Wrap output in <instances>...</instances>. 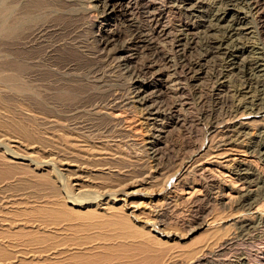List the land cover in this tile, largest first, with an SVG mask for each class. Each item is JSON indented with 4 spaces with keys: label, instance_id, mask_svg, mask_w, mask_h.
Returning <instances> with one entry per match:
<instances>
[{
    "label": "rangeland",
    "instance_id": "374dc122",
    "mask_svg": "<svg viewBox=\"0 0 264 264\" xmlns=\"http://www.w3.org/2000/svg\"><path fill=\"white\" fill-rule=\"evenodd\" d=\"M126 1L118 2L117 10L110 14L102 2L94 0H0V153L18 155L11 168L0 163V171L8 172V176L0 174V233L7 236L0 235V252L6 257H0V264L48 262L52 250L42 253L45 245L75 251L69 239L86 243L84 235L68 231L65 223L57 230L19 214L31 206L70 202L71 196L90 189L93 195V187L100 190L94 197L100 192L116 195L119 199L113 201L114 206H125L127 211H122L147 226L149 235L159 243H152L148 255L133 249L127 258L131 264H264V221L247 230H236L234 225L239 217V221L250 220L249 213L256 212V207L264 211V199L254 209L241 205L251 192L264 195V155L258 154L259 145H264V87L254 83L247 89L246 67L241 65L243 60L246 64L257 57L264 59V7L256 14L246 0H238L233 7L231 14H245L250 29L225 44L244 48L232 68L212 42L224 35L221 26L212 24L223 4L198 0L194 12L180 9L185 0L171 4L173 9L165 12L160 24L170 36L181 34L183 45L177 52L170 36L151 35L153 25L143 20L141 6L136 26L143 36H150L153 46L131 45L134 25ZM153 2L158 7L166 4ZM104 42L108 45L103 46ZM155 55L158 58L152 60ZM150 62L156 74L139 76L138 81L150 87L140 92L132 73L135 67ZM158 72L163 75L155 78ZM160 85L168 88L169 101L176 102L177 116L166 110ZM155 113L160 116L155 118ZM11 121L27 125L36 143L22 141L9 127ZM69 149L75 154L68 153ZM46 160L54 165L43 164ZM57 172L61 177L55 180ZM43 174L51 175L53 182L39 179ZM78 174L85 177L84 186L77 190L66 178ZM121 198H126L125 205ZM9 209L20 211L14 215ZM29 231L37 237L52 232L53 237L41 246L28 237H12ZM154 254L157 261L150 260Z\"/></svg>",
    "mask_w": 264,
    "mask_h": 264
},
{
    "label": "bare ground",
    "instance_id": "6f19581e",
    "mask_svg": "<svg viewBox=\"0 0 264 264\" xmlns=\"http://www.w3.org/2000/svg\"><path fill=\"white\" fill-rule=\"evenodd\" d=\"M8 1V0H7ZM22 1V0H21ZM93 1V0H92ZM95 2H102L100 4H103L102 8L106 11V13H114L116 10H117V6H118V2H121V1H125V0H94ZM117 1V2H116ZM154 0H127L126 1V10H129V15L132 16V19H131V23H133L134 27H133V30H132V33H131V37H130V44L134 47V48H137L141 43L144 44V47L146 48H152V42H151V39H150V36L148 35H142L140 29L136 26L138 25L137 23V18H135V16H137L138 14V9L139 7L141 6V8L144 9L143 11V15H142V18L144 21H147V22H151V25L152 26V29H151V35H158V34H162L164 36L169 37L170 36V33L168 31V29L164 26H162L160 23L161 19L163 18V16L165 15V12L168 11V10H171L173 9V7L171 6V4H173L176 0H161V1H164L166 2L165 5H163L162 7H158L156 6L157 3L156 2H153ZM156 1V0H155ZM217 1L218 3L220 4H223L225 7H223V10L221 12H217V14H214L216 15L215 17H213V26L215 28H217V26H220L224 29V35L215 39L213 38V43L216 47H213L214 49H218L220 50L221 49V52H222V55L225 56V59L227 60V64L228 66L227 67H232L234 68V66L236 65L237 66V63H239L237 61V58H236V55L237 54H242L244 52V48H242L241 46H239L238 44H234L233 46H228L226 44L227 40H231L232 38H234L235 36L239 35L238 33L242 32V31H247L250 29V27H248V20H247V16L245 14H239V15H236L234 16V14H231L232 11H233V7L236 5L237 1L238 0H215ZM247 3L251 6V11H254L255 14L256 12H259L261 13L263 11V2L262 4L258 1V0H246ZM263 1V0H262ZM2 2V1H1ZM4 2V1H3ZM2 2V3H3ZM201 2V1H200ZM19 3V2H18ZM199 1L198 0H185V2L180 6V9L184 7V9L186 10H191L193 11V9L195 8L196 4H198ZM9 6V5H8ZM11 7V6H10ZM3 8V7H2ZM18 8V7H16ZM176 8V7H175ZM235 8V7H234ZM14 8L12 7L11 10H13ZM4 10V9H3ZM15 10V9H14ZM9 11V9H8ZM174 11V10H173ZM184 11V10H183ZM10 12V11H9ZM8 12V13H9ZM186 12V11H185ZM194 12V11H193ZM168 13V12H167ZM170 13V11H169ZM172 13V12H171ZM4 14V13H3ZM10 14V13H9ZM12 14V13H11ZM125 14V13H124ZM142 14V13H140ZM181 14V13H180ZM186 14V13H184ZM134 15V17H133ZM191 15V14H190ZM10 16V15H8ZM4 17V15H3ZM11 17V16H10ZM179 17V16H178ZM187 17V16H186ZM140 20H141V17H139ZM5 20V19H4ZM139 20V19H138ZM139 20V21H140ZM143 21V22H144ZM130 23V22H129ZM137 23V24H136ZM184 25V24H183ZM264 25V24H263ZM261 25V29L264 28V26ZM210 26V25H209ZM189 26H188V23L186 25V30H189ZM213 28V27H212ZM221 28V29H222ZM170 30V29H169ZM208 30V29H207ZM184 31V30H183ZM222 31V30H221ZM183 34V33H182ZM151 36V37H152ZM263 36V39H264V32L262 34ZM171 37V41H172V44L174 46V49L179 52V50L181 49V45H183L181 42L182 40V36L181 34H178L177 36H170ZM185 37V36H184ZM194 37V36H193ZM166 40V39H165ZM5 41V40H4ZM7 41V39H6ZM105 41V40H104ZM234 41V40H233ZM100 42V40H99ZM170 42V41H169ZM234 43V42H233ZM210 44V43H209ZM8 45V44H7ZM6 45V46H7ZM108 43L104 42V45L103 46H107ZM188 45V44H187ZM224 45V46H223ZM211 46V45H210ZM14 48V47H13ZM17 49V48H15ZM212 49V48H211ZM144 50V49H143ZM10 51V50H9ZM142 51V50H141ZM213 51V50H212ZM214 52V51H213ZM216 52V51H215ZM220 52V51H219ZM7 53V52H6ZM120 53L121 54H124V51L120 50ZM181 53V52H180ZM211 53V52H210ZM156 54V53H155ZM167 55V54H166ZM12 56V55H11ZM136 56H137V53H134L133 55H131V59L136 60ZM151 56V54H150ZM160 56V55H159ZM259 56V55H258ZM10 57V56H8ZM123 57V55H122ZM155 58H158V55H155V56H152V60ZM168 57V56H167ZM242 57V56H241ZM13 58V57H12ZM11 58V59H12ZM10 59V58H9ZM8 59V60H9ZM10 59V61H11ZM162 59L166 60L163 56H162ZM170 59V58H168ZM246 59V58H245ZM180 60V59H179ZM225 61V60H223ZM245 60H243L242 62V66H245L246 69L243 71V75L246 77V88L248 89L250 86H252L254 83L257 85H261L264 87V78H262L261 76L263 75L264 73V59L261 57H257L254 61H250L247 62L246 64H244ZM166 63V62H165ZM201 64V63H200ZM244 64V65H243ZM168 65V64H167ZM183 65V64H182ZM224 65V64H223ZM240 65V66H241ZM241 66V67H242ZM239 67V66H238ZM160 68V67H158ZM199 68V67H198ZM243 68V67H242ZM161 69V68H160ZM192 69V68H191ZM226 69V68H225ZM224 69V70H225ZM230 69V68H229ZM228 69V71H229ZM238 69V68H237ZM227 70V69H226ZM235 70V69H234ZM190 71V70H188ZM223 72V71H222ZM226 72V71H225ZM232 72V71H230ZM260 74H257L259 73ZM155 73V70H154V67H153V64L150 62V64H145L144 66L141 65L139 67H135L134 70H133V82L138 85V87L140 88V92H145L149 87L148 83H142V82H139L138 79H139V76L141 75H154ZM159 74L156 75L155 78H159V76H162L163 74L158 72ZM164 73V72H163ZM166 73V72H165ZM156 74V73H155ZM257 74V75H256ZM240 76V75H239ZM250 76V77H248ZM145 77V76H144ZM264 77V76H263ZM149 78V77H148ZM162 78V77H161ZM175 78V76H174ZM192 79L194 78V76L191 77ZM190 78V79H191ZM141 80V79H140ZM171 80V79H170ZM244 80V79H243ZM142 81V80H141ZM144 81V80H143ZM245 81V80H244ZM164 82V81H163ZM161 83V82H160ZM167 84V82H166ZM244 84V83H243ZM219 85V84H218ZM179 89V88H178ZM218 89V88H217ZM243 89V88H242ZM252 89V88H251ZM256 89V88H255ZM264 89V88H263ZM262 89V90H263ZM177 90V89H176ZM147 92V91H146ZM149 92V91H148ZM168 88L165 86H161L160 85V96H162V101H163V104L164 106L166 107V110L169 111V113L173 112L174 113V110H176L177 105H175L176 102H172V101H169V99L167 98L168 94ZM264 92V91H263ZM145 94V93H144ZM262 94V93H261ZM152 97V96H151ZM254 97V96H253ZM144 103H148L147 99H143ZM258 102V101H257ZM161 111V110H160ZM253 111V110H252ZM179 112V111H178ZM152 113V112H151ZM162 114V113H161ZM175 114V113H174ZM167 115V114H166ZM176 115V114H175ZM155 118L160 116L159 113H155ZM177 116V115H176ZM179 116V115H178ZM11 119V118H10ZM17 119V118H16ZM231 119V118H230ZM178 120V119H177ZM188 120V119H187ZM13 121V120H12ZM8 122V125L9 127H12L14 130L13 131H17L16 133L19 134V136H21L24 140L22 141H25L27 142L28 144L31 145V143H36V139H35V136L29 131V129H26L25 126L27 125H21L19 124L18 122ZM47 121V120H45ZM232 121V119H231ZM28 122V121H27ZM180 122V121H179ZM222 122V121H221ZM22 123V122H21ZM47 123H49V121H47ZM233 123V122H232ZM55 124V122L53 123V125ZM57 124V123H56ZM47 125V124H46ZM35 128V127H34ZM226 128V127H225ZM149 129V128H148ZM228 129V128H227ZM232 129V128H231ZM37 130V129H36ZM38 131V130H37ZM40 131V130H39ZM44 131V129H43ZM232 131V130H231ZM229 132V131H228ZM45 133V132H44ZM48 133V132H47ZM221 133V132H220ZM47 135V134H46ZM40 136V135H38ZM42 137V136H41ZM50 137V136H49ZM20 138V137H19ZM45 138V137H43ZM222 138V137H221ZM46 139V138H45ZM18 140V139H17ZM50 142V141H49ZM22 143V142H21ZM47 144V142L45 143ZM50 144V143H49ZM48 144V145H49ZM37 145H39L37 143ZM53 145V143H52ZM51 145V146H52ZM62 145V143H61ZM64 145V143H63ZM25 147V146H24ZM53 147V146H52ZM71 149V147H69ZM96 148V147H95ZM4 149V148H3ZM54 149V147H53ZM70 152L68 153H72V154H75L74 151L70 150ZM97 149V148H96ZM31 150V148H30ZM6 150L4 149L3 152H5ZM35 151V150H34ZM33 151V152H34ZM258 151H260L258 154H262L264 155V145H259L258 147ZM7 152V151H6ZM5 152V153H6ZM32 153V152H31ZM35 153V152H34ZM51 152H49V155H50ZM67 153V154H68ZM82 153V151H81ZM4 154V153H3ZM0 153V163L2 164H7L8 165V168H11L12 165L11 163H14V159H16V156L18 157V155H16L15 153L12 155V157H9L7 155H3ZM8 154V153H7ZM82 155V154H81ZM23 156V155H22ZM25 156V155H24ZM154 156V155H153ZM28 157V156H27ZM60 157V156H59ZM89 157V156H88ZM26 157H24L22 160H26L25 159ZM31 158V157H30ZM30 158L28 160H30ZM56 158V157H55ZM19 159V160H21ZM27 160V161H28ZM60 161V159H58ZM32 159L30 161H28V164L29 162H31ZM45 161V160H44ZM34 162V161H33ZM48 161L46 160V162L42 163L47 165L49 164V162L47 163ZM64 162V161H63ZM72 162V161H70ZM77 162V161H76ZM83 162V161H82ZM184 162V161H183ZM185 162H188V161H185ZM190 162V161H189ZM188 162V163H189ZM243 162V161H242ZM10 163V164H8ZM41 163V164H42ZM61 163V162H60ZM37 164V163H35ZM39 164V163H38ZM53 164V163H52ZM52 164H49V165H52ZM75 164V163H74ZM43 165V166H45ZM54 165V164H53ZM76 165V164H75ZM83 164H81L82 166ZM20 166V165H19ZM24 166V165H23ZM22 166V167H23ZM77 166V165H76ZM99 167V165H97ZM185 166V165H184ZM188 166V165H187ZM4 167V165H3ZM3 167L1 170H3ZM28 167V166H27ZM5 168V167H4ZM39 168V167H38ZM44 168V167H43ZM59 168V167H58ZM67 168V167H66ZM76 168V167H75ZM191 168V167H189ZM6 169V168H5ZM20 169V167H19ZM32 169V168H31ZM82 169V168H81ZM183 169V168H182ZM186 169V168H185ZM50 170V169H49ZM55 170H58L56 168L53 169V171ZM98 170V169H97ZM105 170V169H104ZM8 171V169H7ZM26 171V170H25ZM36 171V170H35ZM86 171V170H84ZM91 171V170H90ZM99 171V170H98ZM12 172V170H11ZM64 172V171H63ZM70 172V171H69ZM77 172V171H76ZM102 172H103V169H102ZM181 172V171H179ZM188 172V171H187ZM8 172H5V170L2 172L0 171V174H6ZM29 173V172H27ZM42 173V172H41ZM80 173V172H78ZM88 173V172H87ZM94 173V172H93ZM96 173V172H95ZM108 173V172H107ZM40 174V173H39ZM38 174V175H39ZM50 174V173H49ZM55 174V173H54ZM66 174V173H65ZM69 174V173H68ZM91 174V173H90ZM87 175L88 176H90ZM182 174V172H181ZM8 176V174H6ZM11 175V174H10ZM32 175V173H31ZM36 175V173H35ZM71 175V174H70ZM81 175V174H80ZM78 174V176L75 175V177L72 178V176H69L66 178L72 185L73 187H75V189L78 190L79 187L81 186H84V179L83 177H85V175L82 177ZM100 175V174H99ZM103 175V173H102ZM185 175V174H184ZM6 176V177H7ZM34 176V175H33ZM92 176V175H91ZM90 176V178H91ZM108 176V175H107ZM179 176V175H178ZM56 177H61L60 176V173L57 172V174L55 175V180H56ZM9 178V177H8ZM35 178V177H34ZM39 179H42V181H45V182H51V178L52 176L48 175V174H43L42 176L40 175L38 177ZM97 178V177H95ZM189 178V177H188ZM4 179V178H3ZM7 179V178H6ZM59 179V178H57ZM93 179V178H91ZM100 179V178H99ZM107 179V178H106ZM94 180V179H93ZM37 181V180H36ZM60 181V180H59ZM3 182V181H1ZM53 182V181H52ZM75 182V183H73ZM83 182V183H82ZM62 183V181H61ZM53 184V183H51ZM60 184V183H59ZM63 184V183H62ZM81 184V185H80ZM88 184V183H87ZM86 184V185H87ZM103 184V183H102ZM101 184V186H102ZM180 184V183H179ZM55 185V184H54ZM91 185V183L89 184ZM104 185V184H103ZM62 186V185H61ZM67 186V184H66ZM88 186V185H87ZM107 186V184H106ZM58 187V186H57ZM63 187V186H62ZM86 187V186H85ZM90 187V186H89ZM99 187V186H98ZM105 187V186H104ZM103 187V188H104ZM61 188V187H60ZM67 188V187H66ZM65 188V192L66 189ZM91 188V187H90ZM94 188V193H98L97 191V188L95 189ZM107 189H109L108 187H105ZM104 188V189H105ZM115 187H113L114 189ZM2 189V188H1ZM81 189V188H80ZM83 189V187H82ZM55 190V189H54ZM57 190V189H56ZM63 190V189H62ZM85 190H88V189H85ZM180 190V189H179ZM61 192V190H59ZM58 191V192H59ZM91 192V189L89 190ZM100 191V190H99ZM108 191V190H107ZM113 191V190H112ZM250 191V190H249ZM252 191V190H251ZM250 191V192H251ZM63 192V191H62ZM64 192V193H65ZM70 192V190H69ZM78 192V191H77ZM90 192H84L83 193H80L79 195L76 194L75 195V198H72L71 196V200L70 202L71 205H69L70 202H68L67 200H60V201H54V205L53 206H45L44 207H29V208H25L23 209V212L22 214L20 213L19 216H23L25 215L26 218L28 217L29 219H38L39 222L37 221V223H40V224H46V226H52V227H56L55 229H59L61 226V224H66L64 226L65 229H68V231L70 230L71 232H78L80 233V235H84L83 238L86 239V243H83L81 244V242H78L77 241H73L74 239H69L70 241L74 242L72 243L74 246L73 248L75 249V251H69L71 250L72 248H64V250H59L58 248L56 247H53L51 246L50 244L49 245H45V247H42L44 250L42 251V253H44L45 250L49 251V250H52L51 253V257H48V262L45 261H41L42 263H36V264H131L132 262H129V260L127 259L128 258V254L134 249L136 250V252L138 254H142V255H148L149 251L151 250L150 246L154 244H159L158 241L156 239H154L153 237H151L149 235V231L148 229L146 228L147 226L143 225L141 226L140 224H138L136 222V220H132L133 218H130L132 217L131 215L129 214H126L124 213L122 210L123 208L125 207V200L126 198H121L122 201H124V207L123 208H117L114 206V204H116L115 202L113 201H118L116 195H111L109 193H102L100 192V194L96 197H94L93 195H95L93 193V195L90 193ZM104 192V190L102 191ZM134 193V191H133ZM248 193V192H247ZM252 193L254 194V192H251V197H246L244 198V203L241 204L243 207V209H246V210H250V209H254L255 205L256 204H259L261 202L262 199H264V195L260 196L259 194H254L252 196ZM112 194H114L112 192ZM121 194V193H120ZM127 194V193H126ZM74 195V194H73ZM191 195V194H190ZM64 196V195H62ZM124 196V195H123ZM147 196V195H146ZM42 197V196H41ZM40 197V199H41ZM66 197V195L64 196ZM69 197V196H68ZM157 197V196H156ZM243 198V197H242ZM66 199V198H65ZM157 199V198H156ZM161 201V200H160ZM242 201V200H241ZM10 203V202H9ZM12 203V202H11ZM241 203V202H240ZM6 204V203H5ZM13 204V203H12ZM151 204V203H150ZM149 204V205H150ZM154 204V203H153ZM153 204L151 205V207L153 206ZM222 204V203H221ZM2 205V204H1ZM29 205V204H28ZM49 205V204H48ZM119 205V204H118ZM130 205V204H128ZM4 206V204H3ZM36 206V205H35ZM134 206V205H133ZM257 206V205H256ZM259 206V205H258ZM9 206H7L8 208ZM261 207V206H260ZM10 208V207H9ZM127 208V206H126ZM134 208V207H132ZM154 208V207H153ZM12 209V208H10ZM8 210V212L12 211V210ZM19 209V208H17ZM121 209V210H120ZM135 209V208H134ZM256 209V212L254 210V212H251L249 213L250 214V217L251 219H242V221H239L240 217L234 222V225L236 226V230L240 229V230H247V229H251V228H254L255 224L254 223H260L262 221H264V211L261 210L258 211L257 207L255 208ZM5 210V209H4ZM15 210V209H14ZM22 210V209H21ZM1 211V210H0ZM7 210L4 211V213L6 212ZM20 211V210H18ZM17 211V212H18ZM124 211L126 212L127 210L124 208ZM131 211V210H130ZM133 211V210H132ZM3 212V211H2ZM17 212H11L10 214H17ZM244 214V212H243ZM246 214V213H245ZM137 215V214H136ZM248 215V214H247ZM2 216V215H1ZM0 216V217H1ZM10 216V215H9ZM12 216V215H11ZM10 216V218H11ZM18 216V217H19ZM20 216V217H21ZM156 216V215H155ZM19 217V218H20ZM24 217V216H23ZM9 218V220H11ZM24 218V219H26ZM149 218V216H148ZM234 218V217H233ZM5 219V218H3ZM18 219V218H17ZM21 219V218H20ZM22 218V220H24ZM1 220V219H0ZM8 221V218L6 219ZM5 220V222H7ZM144 220V219H143ZM230 220V219H229ZM26 221V220H24ZM33 221V220H31ZM36 221V220H35ZM141 221V220H140ZM148 221V220H147ZM11 222V221H10ZM12 222H15V220H13ZM21 222V221H19ZM28 222V221H27ZM150 222V221H148ZM153 222V221H152ZM155 222V221H154ZM208 222V221H207ZM233 222V221H232ZM33 223V222H32ZM36 223V222H35ZM151 223V222H150ZM220 223V222H219ZM219 223H216L215 224H219ZM6 224V223H5ZM148 224V223H147ZM152 224V223H151ZM150 224V226H151ZM155 224V223H154ZM159 224V223H158ZM157 224V225H158ZM149 225V224H148ZM207 225V224H206ZM214 225V223H213ZM259 225V224H258ZM30 226V225H29ZM34 226V225H33ZM153 226V224H152ZM10 227V226H9ZM27 227V226H26ZM208 227V226H207ZM5 228V227H3ZM19 228H22V227H19ZM25 228V226L23 227ZM34 228V227H33ZM154 228H158V227H154ZM153 228V229H154ZM14 229V227H13ZM26 229V228H25ZM23 229V230H25ZM31 229V228H30ZM46 229V228H45ZM151 229V228H150ZM2 230V229H1ZM10 230V228H9ZM17 230V228H16ZM36 230V229H35ZM56 230V231H57ZM62 230V229H61ZM18 231V230H17ZM22 231V230H21ZM39 231V230H38ZM55 231V232H56ZM64 231V230H63ZM67 231V230H65ZM156 231V230H155ZM4 232V231H3ZM16 232V231H15ZM46 232V231H45ZM88 232H94L92 234H89ZM158 232V231H157ZM2 233V231H1ZM0 235H3L1 234ZM43 234V232H41ZM22 233H13L12 234V237L13 238H24V237H28L30 240H32L31 243H38L39 246L43 245L45 241V239H50L53 237V234L52 232H48V233H45L44 236H41V237H37L36 236V233L34 231H29L27 233H25V235H21ZM38 234L40 235V233L38 232ZM55 234V233H54ZM57 234V233H56ZM9 235V233H8ZM11 235V234H10ZM72 235V233H71ZM159 235V234H158ZM4 237H7L5 236V234L3 235ZM58 236V235H57ZM67 236V235H66ZM2 237V240L3 238ZM9 238V237H8ZM56 238V237H54ZM65 238V237H64ZM5 239V238H4ZM57 239V238H56ZM21 240V239H20ZM51 240V239H50ZM230 240V239H229ZM48 241V240H47ZM135 241H137V243H134ZM228 241V240H227ZM1 242V241H0ZM3 242V241H2ZM9 242V241H8ZM14 242V241H13ZM18 242V241H17ZM65 242H68V241H65ZM64 242V243H65ZM85 242V241H84ZM27 243V242H26ZM8 244V243H7ZM19 244H22L21 242ZM37 244V246H38ZM57 244V243H56ZM2 246V244H0ZM5 245V244H4ZM11 246V244H9ZM13 245V244H12ZM24 245H29L28 243ZM54 245V244H53ZM66 245H69V244H66ZM216 245V244H215ZM0 246V247H1ZM51 246V247H50ZM3 247V246H2ZM6 247V246H5ZM15 247V245H14ZM18 247V246H17ZM23 247V246H22ZM26 247V246H25ZM29 247V246H28ZM222 247H223V244H222ZM16 248V247H15ZM41 248V247H40ZM204 248V247H203ZM5 249V248H4ZM10 249V248H9ZM31 249V248H30ZM6 250V249H5ZM5 250H3L5 252ZM19 250V249H18ZM33 250V249H31ZM37 250V249H35ZM39 250V249H38ZM13 251V250H12ZM24 251V250H23ZM26 253H27V250H25ZM159 251V254H161V251L160 250H157V252ZM199 251V250H198ZM31 252V251H29ZM28 252V253H29ZM41 253V250L39 251ZM204 252V251H203ZM10 253V251H9ZM12 255H13V252H11ZM18 253V252H17ZM21 253H24V252H21ZM32 253V252H31ZM39 253V254H40ZM46 253V252H45ZM210 253V252H209ZM7 254V253H6ZM21 255V254H20ZM27 255V254H25ZM131 255V254H130ZM4 256V253L0 252V257ZM15 257V254L13 255ZM24 256V254H23ZM123 256V257H122ZM2 257V258H3ZM9 257L11 258V255H9ZM20 258H22L21 256H19ZM202 257V256H201ZM204 257V256H203ZM202 257V258H203ZM19 258V260H20ZM199 258V257H198ZM1 259V258H0ZM6 260V257L4 258ZM3 259V260H4ZM12 259V258H11ZM14 259V258H13ZM32 259V258H31ZM126 259L128 261H126ZM130 259V258H129ZM133 258H131L132 260ZM170 259V258H169ZM201 259V258H200ZM22 261L24 259H21ZM20 260V261H21ZM46 260V258H45ZM150 260H153V261H157L156 259V255L154 254ZM2 261V259H1ZM0 261V262H1ZM39 261V262H40ZM198 261V260H197ZM25 261H23V264ZM30 262V261H29ZM35 261H31V263ZM167 262V261H166ZM173 262V261H172ZM195 262V261H194ZM4 263V262H3ZM18 263V262H17ZM30 263V264H31ZM20 264V263H18ZM28 264V263H27ZM141 264H144V263H141Z\"/></svg>",
    "mask_w": 264,
    "mask_h": 264
}]
</instances>
